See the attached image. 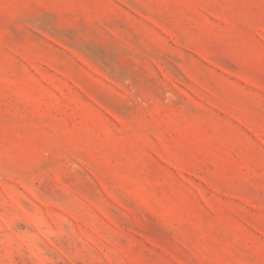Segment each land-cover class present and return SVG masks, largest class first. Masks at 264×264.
<instances>
[{
	"label": "rangeland",
	"instance_id": "obj_1",
	"mask_svg": "<svg viewBox=\"0 0 264 264\" xmlns=\"http://www.w3.org/2000/svg\"><path fill=\"white\" fill-rule=\"evenodd\" d=\"M0 264H264V0H0Z\"/></svg>",
	"mask_w": 264,
	"mask_h": 264
}]
</instances>
